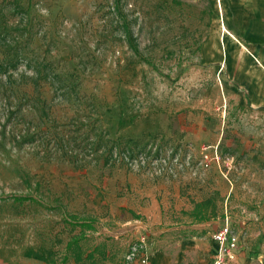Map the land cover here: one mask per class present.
Segmentation results:
<instances>
[{
	"label": "rangeland",
	"instance_id": "obj_1",
	"mask_svg": "<svg viewBox=\"0 0 264 264\" xmlns=\"http://www.w3.org/2000/svg\"><path fill=\"white\" fill-rule=\"evenodd\" d=\"M19 1L25 17L4 8L23 48L11 90L0 79V264H62L80 233L67 213L95 219L83 264H123L134 243L149 254L194 237L216 243L227 218L243 248L264 252V123L236 104L234 67L205 53L215 0ZM42 61L75 89L41 81L35 91L32 65ZM94 118L131 140L133 154L75 164L15 140L21 129L63 131ZM66 264L80 263L71 253Z\"/></svg>",
	"mask_w": 264,
	"mask_h": 264
},
{
	"label": "crops",
	"instance_id": "obj_2",
	"mask_svg": "<svg viewBox=\"0 0 264 264\" xmlns=\"http://www.w3.org/2000/svg\"><path fill=\"white\" fill-rule=\"evenodd\" d=\"M215 2L217 33L210 35L205 44V53L217 52L225 66L234 67L233 94L236 104L247 107L252 120L255 119L254 123L263 124L264 0ZM211 36H215V43L211 42ZM235 52L240 55L232 61V53ZM217 251L218 245L214 241L194 237L154 251L150 254V264H212ZM233 264H264V252L250 253L241 246Z\"/></svg>",
	"mask_w": 264,
	"mask_h": 264
},
{
	"label": "trees",
	"instance_id": "obj_3",
	"mask_svg": "<svg viewBox=\"0 0 264 264\" xmlns=\"http://www.w3.org/2000/svg\"><path fill=\"white\" fill-rule=\"evenodd\" d=\"M11 7V14H19L25 17L28 13V9H25L19 0H3L0 3V52L3 54L0 60V79L2 75L6 76L7 90H11L14 81L11 75L16 70L22 60L21 49L22 41L20 37L12 35V29H9L5 22L7 15L4 13L5 7ZM17 30V29H13ZM31 65V63H29ZM32 67L36 70V76L30 81L36 91L40 88L41 81L50 82L56 86V91L60 90L63 86L68 85L70 88H74V82H68L67 78H64L59 73L53 71L52 66L45 61L36 62ZM75 89V88H74ZM91 104H87V107ZM13 113L10 112L9 117H12ZM90 116V115H89ZM99 119L94 118L90 124L78 122L76 125L72 124L67 130L58 131L50 128H38L31 131L29 129L19 130V135H16V139H20L22 143H34L39 148L38 154L42 159L47 160H61L69 161L75 164H79L85 161L87 158L95 159L97 156L106 155L105 163L116 162L117 159L122 157L123 159L127 155L133 154V148L130 147L131 140L122 142L119 139L111 137L110 129L102 127ZM13 125V124H12ZM14 127H17L15 125ZM21 133V134H20ZM26 134V135H24ZM27 136V137H26ZM19 140V141H20ZM15 200L25 201L32 200L30 196H19ZM210 201H204L197 204L196 213H200V208L207 205ZM67 223L72 227L80 228V233L74 235L66 245V253L61 259L62 264H66L70 259L72 253L76 262L83 264V242L87 240L86 231L95 230V219L82 218L76 214H66ZM104 245H96L92 251H90L86 259L95 260L94 254L100 251ZM26 257L34 258L49 262V260L55 261V259L49 256L34 255L31 251L26 254Z\"/></svg>",
	"mask_w": 264,
	"mask_h": 264
},
{
	"label": "built area",
	"instance_id": "obj_4",
	"mask_svg": "<svg viewBox=\"0 0 264 264\" xmlns=\"http://www.w3.org/2000/svg\"><path fill=\"white\" fill-rule=\"evenodd\" d=\"M218 251L212 264H233L241 247L240 236L234 232L229 218L213 234ZM150 264V254L143 243L132 244L124 257L123 264Z\"/></svg>",
	"mask_w": 264,
	"mask_h": 264
}]
</instances>
